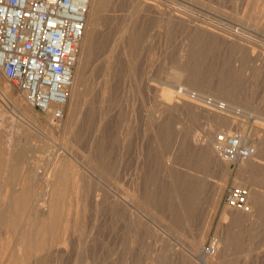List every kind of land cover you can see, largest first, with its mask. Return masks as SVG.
<instances>
[{
  "label": "rangeland",
  "instance_id": "1",
  "mask_svg": "<svg viewBox=\"0 0 264 264\" xmlns=\"http://www.w3.org/2000/svg\"><path fill=\"white\" fill-rule=\"evenodd\" d=\"M91 1L75 90L60 124L33 109L0 73V264H206L207 259L264 264V165L239 175L242 165L234 167L201 148L209 125L237 135L252 133V139L258 130L264 133V0ZM113 43L117 60L103 89V55ZM176 71L185 78L173 91L184 87L226 103L229 110L212 111L178 100L175 93L174 107L166 110L162 92L172 89L169 78ZM56 169L59 190L57 183L50 185L58 178ZM232 187L249 190V212L226 207ZM252 196L259 198L255 206ZM52 201L61 214L55 235L69 213L71 239L65 234L59 246L69 243L68 248L59 256L54 253L58 245L41 253L38 248L42 256L37 259L38 246L28 237L40 241L37 226L44 221L35 210ZM213 239L220 247L210 258L203 249Z\"/></svg>",
  "mask_w": 264,
  "mask_h": 264
},
{
  "label": "built area",
  "instance_id": "2",
  "mask_svg": "<svg viewBox=\"0 0 264 264\" xmlns=\"http://www.w3.org/2000/svg\"><path fill=\"white\" fill-rule=\"evenodd\" d=\"M90 4L91 0H0V73L33 109L54 124L65 118ZM175 94L212 111L229 110L226 103L184 87ZM214 150L234 167L258 153L255 146L230 132L215 136ZM249 196L247 188L232 187L225 205L249 212ZM219 247V240L213 239L203 253L215 257Z\"/></svg>",
  "mask_w": 264,
  "mask_h": 264
},
{
  "label": "bare ground",
  "instance_id": "3",
  "mask_svg": "<svg viewBox=\"0 0 264 264\" xmlns=\"http://www.w3.org/2000/svg\"><path fill=\"white\" fill-rule=\"evenodd\" d=\"M139 1V0H138ZM257 1H259V0H257ZM261 1V0H260ZM260 1L259 2H257V3H259L260 4ZM133 2H134V0H133ZM136 2H137V0H136ZM142 2V1H141ZM156 2H159V1H156ZM92 1H91V4H90V7L91 6H93L92 5ZM129 3V2H128ZM161 3V2H160ZM172 3V6H173V2H171ZM136 4H138V2L136 3ZM163 3H161V5H162ZM164 4H166V3H164ZM168 4H170V3H168ZM259 4H257L258 6H259ZM262 5H263V3H261ZM129 5V4H128ZM146 5H147V3H146ZM151 5V4H150ZM188 5V4H187ZM261 5V7L263 8V6ZM138 6V5H137ZM145 6V5H144ZM149 6V5H148ZM147 6V7H148ZM154 6V5H153ZM160 6V5H159ZM168 5H166V7H167ZM171 6V5H170ZM171 6V7H172ZM190 6V5H189ZM257 7V6H256ZM261 7H259V10H260V8ZM149 8V7H148ZM151 8V7H150ZM154 8H157V7H154ZM153 8V9H154ZM168 8H170V7H168ZM167 8V9H168ZM164 9V8H163ZM167 9H165L166 11H167ZM170 9H172V8H170ZM185 9V8H184ZM258 9V8H257ZM175 10V9H174ZM178 10V9H177ZM258 10V11H259ZM262 10H264V8L262 9ZM164 11V10H163ZM187 11V10H186ZM191 11V10H190ZM261 11V10H260ZM124 12V11H123ZM168 12V11H167ZM174 11H172L171 13H173ZM262 12V11H261ZM264 12V11H263ZM171 13H169V14H171ZM181 13H183V12H181ZM259 13V12H258ZM257 13V14H258ZM184 14H186V13H184ZM261 14V13H260ZM187 15H189V13L187 14ZM127 16V15H126ZM172 16H174V15H172ZM180 16H182L181 14H180ZM252 16V15H251ZM163 17V16H162ZM175 17V16H174ZM189 17V16H188ZM191 17V16H190ZM257 17H259V16H257ZM126 18V17H125ZM166 18H170L171 19V17H166ZM176 18V17H175ZM254 19H255V16L253 17ZM129 19V18H128ZM183 19V18H182ZM168 20V19H167ZM191 20V19H190ZM189 20V21H190ZM196 20V19H195ZM160 21V20H159ZM169 21V20H168ZM173 21V20H172ZM187 21V20H186ZM129 22V21H128ZM131 22V21H130ZM161 22V21H160ZM177 22H180V20L179 21H177ZM183 22H184V20H183ZM194 22V21H193ZM88 23H89V17H88V21H87V25H88ZM167 23V22H166ZM188 23V22H187ZM195 23V22H194ZM203 23V22H202ZM254 23V22H253ZM256 23V22H255ZM258 23V22H257ZM191 24V23H190ZM197 24V23H196ZM203 24H205V23H203ZM192 25V24H191ZM194 25V24H193ZM209 25V24H208ZM124 27V26H123ZM123 27L122 28H120V31L123 29ZM130 27V26H129ZM131 28V27H130ZM163 28V27H162ZM200 28V27H199ZM125 29V28H124ZM193 29V28H192ZM194 29H195V27H194ZM116 30V29H115ZM127 30H129V29H126V33H128L127 32ZM184 30V29H183ZM207 30V29H206ZM189 31V30H188ZM202 31V30H201ZM209 32H210V30H208ZM119 32V31H118ZM137 32H138V30H137ZM193 32V31H192ZM117 33V32H116ZM166 33V32H165ZM119 34V33H118ZM122 34H123V32H122ZM193 34V33H192ZM124 35V34H123ZM188 35V34H187ZM114 36H116V35H114ZM125 36V35H124ZM117 37H121L120 35L118 36L117 35ZM127 37V36H126ZM139 37V36H138ZM176 37V36H175ZM122 39H123V37H122ZM126 39V38H125ZM191 39V38H190ZM189 39V40H190ZM204 39V38H203ZM85 40V39H84ZM112 40H113V37H112V39H111V42H112ZM181 40V39H180ZM125 41V40H124ZM121 42H123V41H121ZM110 43V42H109ZM120 43V42H119ZM125 43V42H124ZM127 43V42H126ZM138 43V42H137ZM123 44V43H122ZM182 44V43H181ZM184 44V43H183ZM116 45L117 44H110V46L109 47H107L106 48V50H105V53H104V55H103V72H102V78H101V80L102 81H100L101 83V88H105V85L107 84L106 83V75L109 73V72H112V69H113V66H114V61L115 60H117V59H115L116 58ZM104 46H105V44H104ZM119 46H120V44H119ZM125 46V45H124ZM191 46V45H190ZM201 46V45H200ZM203 46V45H202ZM105 48V47H104ZM120 48V47H119ZM122 48V47H121ZM120 48V49H121ZM203 48V47H202ZM137 49V48H136ZM135 49V50H136ZM183 49V48H182ZM194 49V48H193ZM201 49V48H200ZM189 50V49H188ZM183 51V50H182ZM206 51V50H205ZM102 52V51H101ZM130 52V51H129ZM120 54H121V52H120ZM118 55V54H117ZM192 55V54H191ZM82 56V55H81ZM102 56V55H101ZM119 56H121V55H119ZM183 56V55H182ZM185 56V55H184ZM204 56V55H203ZM207 56V55H206ZM118 57V56H117ZM120 58V57H119ZM124 59H125V57H124ZM124 63V62H123ZM186 63V62H185ZM192 63V62H191ZM117 64H118V61H117ZM182 64V63H181ZM193 64V63H192ZM186 65V64H185ZM182 67V66H181ZM224 67V66H223ZM205 68H206V66H205ZM211 68H212V66H211ZM115 70H116V68L114 69V72H115ZM182 70V69H181ZM201 70V69H200ZM205 70V69H204ZM175 71V70H174ZM215 70H213V72H214ZM177 73H175V72H173L174 74L172 75L173 77H171V78H169L170 80H172L171 82L173 83V84H171V82H170V84L172 85V89L170 88V89H164L163 90V92H162V103H163V105H164V108L166 109V110H171L172 109V107H174V106H172V96H173V94L175 93V91H173L174 90V88L175 87H179L181 84H182V82H181V80H182V78H183V75H182V72L181 73H178V71H176ZM180 72V71H179ZM210 72V71H209ZM216 72V71H215ZM230 72V71H229ZM96 73V72H95ZM120 73V72H119ZM185 73H187V72H185ZM218 73V72H217ZM195 74V73H194ZM111 75V74H110ZM171 75V74H170ZM216 75V74H215ZM225 75H226V73H225ZM233 75V74H232ZM96 76H97V74H96ZM111 76H113V75H111ZM110 76V77H111ZM191 76V75H190ZM208 76V75H207ZM220 76V75H219ZM229 76V75H228ZM77 77L78 76H76V74H74V87H75V85H76V81H77ZM101 77V76H100ZM194 77V76H193ZM233 77V76H232ZM99 78V77H98ZM113 78V77H112ZM111 78V79H112ZM166 78V77H165ZM185 78V77H184ZM183 78V79H184ZM100 79V78H99ZM208 79H209V77H208ZM192 80H193V78H192ZM111 81V80H110ZM232 81V80H231ZM99 82V81H98ZM149 82V81H148ZM169 82V81H168ZM223 82V81H222ZM120 83V82H119ZM202 83V82H201ZM190 84H191V82H190ZM223 84V83H222ZM229 84V83H228ZM97 85H98V83H97ZM200 85H202V84H200ZM99 86V85H98ZM98 86H97V88H98ZM150 86V85H149ZM73 87V89L75 90V88ZM203 87V86H202ZM96 88V89H97ZM201 88V87H200ZM227 88V87H226ZM121 89V88H120ZM206 89V88H205ZM229 89V88H228ZM237 89H238V87H237ZM107 90V89H106ZM223 90H225L224 88H223ZM103 91H105V90H103ZM102 91V92H103ZM115 91V90H114ZM162 91V90H161ZM100 92H101V89H100ZM108 92V91H107ZM117 93V92H116ZM117 94H119V93H117ZM102 95V94H101ZM108 96V95H107ZM117 96V95H116ZM119 96V95H118ZM174 97V96H173ZM175 98V97H174ZM179 100V99H178ZM100 101V100H99ZM109 101V100H108ZM182 101V100H181ZM92 102V101H91ZM116 102H118L117 100H116ZM100 103V102H99ZM177 104V103H176ZM186 104V103H185ZM85 105V104H84ZM173 105H175L174 103H173ZM15 107H17V105L15 104L14 105ZM92 106V105H91ZM14 107V108H15ZM98 107V106H97ZM96 107V108H97ZM178 107V106H177ZM182 107H183V105H182ZM230 107V106H229ZM228 107V108H229ZM179 108V107H178ZM177 108V109H178ZM99 109V108H98ZM88 112V111H87ZM92 113V112H91ZM179 113V112H178ZM88 114H90V113H88ZM153 114H154V112H153ZM104 115V114H103ZM89 116V115H88ZM233 117V116H232ZM87 118V117H86ZM103 118V117H102ZM162 118V117H161ZM168 118V117H167ZM219 119V118H218ZM89 120V119H88ZM106 120V119H105ZM164 121V120H163ZM236 121V120H235ZM90 122V121H89ZM108 122V121H107ZM218 122V121H217ZM216 122V123H217ZM237 122V121H236ZM232 123H234V122H232ZM99 124V123H98ZM104 124V123H103ZM102 124V125H103ZM210 124V123H209ZM214 125V124H213ZM92 126V125H91ZM101 126V125H100ZM108 127V126H107ZM242 127V126H241ZM100 128V130H101V127H99ZM98 128V129H99ZM102 128H103V126H102ZM97 129V130H98ZM105 129H107V128H105ZM85 130V129H84ZM96 129H95V131H96V133L97 132H99V131H97ZM119 130V129H118ZM217 131H220V132H230V131H227V129H224L223 127H221V128H216V126L214 127V126H212V125H209V127L207 128V129H205L204 130V135H202V143H201V148H202V150L203 151H205V150H211V153L213 154V156L214 155H216L217 156V154H216V152H215V150H214V138H215V133L217 132ZM86 132V131H85ZM104 132V131H103ZM244 132V131H243ZM253 132V131H252ZM80 133V132H79ZM95 133V132H94ZM256 133V137H254V139H252L251 138V136H253V134L251 135V134H247V133H242L241 135H240V137L242 138V141H243V143H245V144H247V145H253V146H255L256 148H257V155L255 156V158H253L252 160H250V161H248V163L247 162H244V163H242V164H240V165H242V166H240L241 168L239 169V171H238V174L239 175H246V174H249L250 172H251V170L253 169V167L256 165V164H259V165H264V133L263 134H259V130H258V132H255ZM83 134V133H82ZM103 134V133H102ZM106 134V133H105ZM77 135V134H76ZM87 134H85L84 136H86ZM95 135H98V133L97 134H95ZM80 136V135H79ZM78 136V137H79ZM83 136V137H84ZM94 137V136H93ZM90 138V137H89ZM91 139V138H90ZM201 139V138H200ZM79 140V139H78ZM250 142H249V141ZM125 141V140H124ZM111 142V141H110ZM122 143V142H121ZM107 144V143H106ZM124 144V143H123ZM85 145V144H84ZM108 145V144H107ZM212 145H213V149H212ZM87 146V145H86ZM122 146V145H121ZM199 146V145H198ZM124 147V146H123ZM13 148V147H12ZM98 148V147H97ZM86 149V148H85ZM11 150V149H10ZM84 150V149H83ZM129 151H131V150H129ZM125 152H127V151H125ZM11 154V153H10ZM106 154V153H105ZM204 154H205V152H204ZM107 155V154H106ZM128 155V154H127ZM90 158V157H89ZM104 158V157H103ZM4 159V158H3ZM139 159V158H138ZM33 160V159H32ZM99 160V159H98ZM122 160V159H121ZM140 160V159H139ZM217 160V159H216ZM90 161V160H89ZM215 161V160H214ZM25 162V161H24ZM129 162V161H128ZM170 163V162H169ZM246 163V164H245ZM22 164V163H21ZM26 164V163H25ZM89 164V163H88ZM174 164V163H173ZM23 165V164H22ZM33 165V164H32ZM67 165V164H66ZM8 166V165H7ZM10 167V166H9ZM69 168V167H68ZM123 168H125V167H123ZM59 169H60V167H59ZM76 169V168H75ZM57 170V169H56ZM55 170V171H56ZM62 170V169H61ZM65 170H66V168H65ZM96 170V169H95ZM144 170V169H143ZM60 171V170H59ZM64 171V170H63ZM57 172H58V170L56 171V174H57ZM129 172V171H128ZM60 173V172H59ZM61 173H63V172H61ZM60 173V174H61ZM71 173V172H70ZM140 173V172H139ZM55 174V173H54ZM55 174V175H56ZM91 174V173H90ZM118 174H120V173H118ZM9 175V174H8ZM64 175V174H63ZM62 175V176H63ZM65 175H68L67 174V172H66V174ZM54 176V175H53ZM52 176V177H53ZM76 176V175H75ZM122 176V175H121ZM142 176V175H141ZM57 177H58V174H57ZM67 177V176H66ZM77 177V176H76ZM104 177V176H103ZM56 178V177H55ZM53 178V180L51 179V181H50V185L54 188V186H55V184L57 183V185L55 186V188H56V190H57V188H58V190H59V185H60V187H61V184H62V179L60 178V176L58 177V178ZM75 178V177H74ZM83 178V177H82ZM247 178H249L248 176H247ZM102 179V178H101ZM243 180V179H242ZM69 181H70V178H69ZM69 181H67L68 182V184H69ZM75 181V180H74ZM74 181L72 180V182L74 183ZM77 181V180H76ZM118 181V180H117ZM143 181V180H142ZM224 181V180H223ZM238 181V180H237ZM58 183H60L59 185H58ZM65 183V182H64ZM71 183V182H70ZM77 183H78V181H77ZM76 183V184H77ZM116 183V182H115ZM141 183V182H140ZM241 183V182H240ZM76 184L74 185L75 186V190H76V187H77V190H78V186H76ZM221 184V183H220ZM219 184V185H220ZM223 184V183H222ZM86 185V184H85ZM218 185V186H219ZM224 185V184H223ZM243 185V184H242ZM246 185V184H245ZM64 186H65V184H64ZM69 186V185H68ZM81 186V185H80ZM244 186V185H243ZM73 187V186H72ZM72 187H70V188H72ZM90 187V186H89ZM48 188H49V186H48ZM69 188V187H68ZM143 188V187H142ZM220 188H221V186H220ZM79 189H80V187H79ZM82 189V188H81ZM49 190V189H48ZM56 190H55V197L57 198V193H56ZM61 190V189H60ZM67 190H69V189H67ZM66 190V191H67ZM74 190V189H73ZM83 190V189H82ZM52 191V190H51ZM51 191H49L50 193H51ZM79 191V190H78ZM69 192V191H68ZM77 192V191H76ZM81 192V191H80ZM80 192H79V194H80ZM217 192V191H216ZM53 193V192H52ZM53 193V194H54ZM116 193V192H115ZM76 194V196L78 195V193H75ZM119 194V193H118ZM145 194V193H144ZM66 196V198H67V192H66V194H65ZM74 195V194H73ZM91 195V194H90ZM97 195V194H96ZM99 195V197H100V194H98ZM119 195H121V194H119ZM131 195V194H130ZM49 196H51V194L49 195ZM70 196H72L71 194H70ZM59 197V196H58ZM65 197H64V199H65ZM98 197V198H99ZM101 197H103V196H101ZM120 197V196H119ZM125 197V196H124ZM134 197H136V196H134ZM43 198V197H42ZM53 198V197H52ZM77 198V197H76ZM118 198V197H117ZM130 199H131V197H129ZM138 198V197H137ZM251 198V200L253 201V199H254V206L255 205H257V201H258V197H250ZM44 199V198H43ZM48 199V198H47ZM59 199V198H58ZM72 199V198H71ZM119 199H121V198H119ZM128 199V198H127ZM46 200V199H45ZM49 200H50V198H49ZM74 200V199H73ZM94 200H96L95 198H94ZM116 200V199H115ZM118 200V199H117ZM122 200V199H121ZM125 200H126V198H125ZM129 200V199H128ZM132 200V199H131ZM130 200V202H132ZM137 200V199H136ZM215 200V199H214ZM39 201V200H38ZM37 201V202H38ZM42 201V200H41ZM44 201V200H43ZM53 201L55 202V199H53ZM52 201V202H53ZM58 201V200H57ZM56 201V202H57ZM64 201V200H63ZM90 201V200H89ZM16 201H14V203H15ZM18 202V204H19V201H17ZM36 201H35V203H37ZM51 202V204H53L52 206H49L48 208H47V206H42L41 207V209H38V210H35L36 212H37V215H38V217H39V219L41 218V220H42V218H43V223L42 224H40V225H38L37 227H38V233L36 234L38 237H40V241H38V242H36V243H34L35 242V240H34V242H33V239L31 238V236H29L28 237V239H29V241H30V244H36L38 247H37V252H38V248H39V252L42 250V248L45 250L46 248V246L47 245H52L53 246V244L54 245H63V244H61L62 243V240L63 239H65L64 238V236H65V234H66V237H67V234L68 233H66L67 231H68V224L70 225V223H72L71 222V220H70V223H69V218L71 217L70 215H72V214H69L68 212V215H69V218L67 217L68 215H66V217H65V219H64V222H65V224H64V226L62 227L63 228V230L61 231V234L58 236H56L55 235V232L61 227H59L58 225H60V220H61V217H60V215H59V207H58V204L56 205L54 202L52 203ZM66 202V201H65ZM69 202V201H68ZM82 202V200L80 201V203ZM84 202V201H83ZM88 202V201H87ZM122 202V201H121ZM121 202H120V204H121ZM125 202H128V201H125ZM135 202V201H134ZM40 203V202H39ZM44 203V202H43ZM46 203H47V200H46V202H45V205H46ZM50 203V202H49ZM58 203V202H57ZM63 203V205L65 204L64 202H62ZM70 203H71V201H70ZM78 203H79V200H78ZM100 203V202H99ZM123 203V202H122ZM18 204H17V206H18ZM24 204V203H23ZM31 204H32V202H31ZM68 204V203H67ZM72 205L71 206H73V203H71ZM84 204V203H83ZM89 204V203H88ZM96 204H98V203H96ZM118 204V203H117ZM124 204V203H123ZM122 204V205H123ZM128 204H129V202H128ZM16 205V204H15ZM76 205H78L79 206V204H76ZM113 205V204H112ZM122 205H120L121 207H122ZM124 205H126V203L124 204ZM123 205V206H124ZM133 205V204H132ZM36 206V205H35ZM67 206H70V205H67ZM78 206L76 207L77 209H78ZM80 206H81V204H80ZM83 206V205H82ZM85 206H86V204H85ZM91 206V205H90ZM119 206V205H118ZM31 207V206H30ZM29 207V208H30ZM65 207V206H64ZM126 207V206H125ZM130 207V206H129ZM134 207V206H133ZM3 208V207H2ZM15 208H17V207H15ZM34 208V207H33ZM36 208H37V206H36ZM70 208V207H69ZM80 208V207H79ZM127 208V207H126ZM132 208V207H131ZM174 208V207H173ZM64 209V208H63ZM71 210H72V208H70ZM70 209H67L66 208V210H70ZM82 209V208H81ZM88 210V209H87ZM127 210H130V209H127ZM175 210V209H174ZM16 211H17V209H16ZM32 211H34L33 209H32ZM131 211V210H130ZM255 211V210H254ZM10 212V211H9ZM31 212V211H30ZM69 212H72V211H69ZM74 212V211H73ZM72 212V213H73ZM12 213V212H11ZM25 213H26V209H25ZM33 213V212H32ZM63 213H64V211H63ZM63 213H62V215H63ZM65 213H66V211H65ZM78 213V212H77ZM76 213V214H77ZM139 213V212H138ZM255 213V212H254ZM24 214V213H23ZM74 214V213H73ZM78 214H80V213H78ZM119 214V213H118ZM32 215H34V213L32 214ZM36 215V214H35ZM143 215V214H142ZM65 216V215H64ZM64 216H62V217H64ZM74 216V215H73ZM72 216V217H73ZM75 216H77V215H75ZM74 216V217H75ZM80 216V215H79ZM136 216V215H135ZM248 216H250V215H248ZM10 217V216H9ZM31 217V216H30ZM29 217V218H30ZM37 216H35V218H36ZM48 217V218H47ZM234 217V216H233ZM35 218H34V220H35ZM48 219V222H45V219ZM79 218V217H78ZM78 218H77V220H78ZM227 218H230V217H226V219ZM239 218V217H238ZM237 218V219H238ZM251 218L252 217H250V221H251ZM25 219V218H24ZM33 219V218H32ZM235 221H236V219L235 218H233ZM244 219V218H243ZM9 220V219H8ZM7 220V223L9 222ZM36 220H37V218H36ZM242 220V219H241ZM22 221H23V219H22ZM63 221V220H62ZM80 221V220H79ZM247 221V220H246ZM2 222V221H1ZM29 222V221H28ZM32 222V221H31ZM30 222V223H31ZM74 222V221H73ZM78 222V221H77ZM25 223V222H24ZM79 223V222H78ZM249 223V222H248ZM38 224V223H37ZM63 224V223H62ZM136 224V223H135ZM251 224V223H250ZM8 225V224H7ZM22 225V224H21ZM26 225H27V221H26ZM76 225V224H75ZM84 225V224H83ZM87 225V224H86ZM73 226V225H72ZM82 226V225H81ZM141 226V225H140ZM25 227H27V226H24L23 228H25ZM30 227V226H29ZM35 227V226H34ZM36 227V228H37ZM70 227H71V225H70ZM77 227V225L76 226H74V228H76ZM80 227V226H79ZM135 227H136V225H135ZM21 228H22V226H21ZM22 228V229H23ZM33 228V227H32ZM86 228V227H85ZM30 229H31V227H30ZM61 229H59V231H60ZM69 230H70V228H69ZM72 230H74L73 229V227H72ZM80 230V229H79ZM78 230V231H79ZM142 230H143V228H142ZM23 231V230H22ZM25 231H27V229L25 230ZM76 231V230H75ZM74 231V233L76 234V232ZM84 231V230H83ZM71 232V231H70ZM70 232H69V235H70ZM35 233H36V230H35ZM73 233V234H74ZM79 233V232H78ZM78 233H77V236H78ZM23 234V233H22ZM25 234H27L26 232H25ZM35 235V234H34ZM47 235H49V236H51V238L47 241L46 240V236ZM68 235V236H69ZM21 236V235H20ZM71 236V235H70ZM25 237H27V235L25 236ZM48 237V236H47ZM72 237H73V235H72ZM19 238V237H18ZM45 238V239H44ZM68 238V237H67ZM70 238V237H69ZM68 238V239H69ZM77 238V237H76ZM75 238V239H76ZM71 239V238H70ZM66 240V239H65ZM74 240V239H73ZM24 241H26L25 239H24ZM74 241H76V240H74ZM21 242V241H20ZM68 242V241H67ZM124 242V241H123ZM72 243V242H71ZM70 243V245H72ZM223 243V242H222ZM20 244V243H19ZM69 244V243H68ZM68 244H66L65 246L68 248ZM123 244V243H122ZM229 244V243H228ZM27 245V244H26ZM22 246V245H21ZM21 246H19V247H21ZM64 246V247H65ZM3 247V246H2ZM5 247V246H4ZM7 247V246H6ZM5 247V248H6ZM24 247V246H23ZM34 247V246H33ZM48 247V246H47ZM55 247V246H54ZM64 247H62V246H59L58 248H57V252L55 251H52V252H54L55 253V255L57 254L58 255V253L60 254V252L61 251H63V250H61L60 252H59V250L60 249H64ZM71 247V246H70ZM70 247H69V249H70ZM50 248H51V246H50ZM199 248V247H198ZM225 248H228V247H225ZM4 249V248H3ZM23 249V248H22ZM21 249V250H22ZM35 249V248H34ZM33 249V250H34ZM41 249V250H40ZM52 249V248H51ZM55 249V248H54ZM47 250V249H46ZM53 250V249H52ZM68 250V249H67ZM72 250V249H71ZM222 250V249H221ZM23 251V250H22ZM26 251V250H25ZM43 251V250H42ZM41 251V252H42ZM229 251V250H228ZM36 253L35 255H33V256H36V258H37V254H40V253ZM46 252H48V251H46ZM64 252H66V251H64ZM68 252V251H67ZM220 252H222V251H220ZM21 253V252H20ZM19 253V254H20ZM34 253H35V251H34ZM45 253V252H44ZM197 253V252H196ZM47 254L48 253H46L45 255H46V257H48L47 256ZM52 254V253H51ZM66 254V253H65ZM65 254H63V256L65 255ZM22 255H23V253H22ZM27 255V254H26ZM41 255V254H40ZM56 255V256H57ZM61 255V254H60ZM30 256V255H29ZM42 256V255H41ZM44 256V255H43ZM51 256H54V254L53 255H51ZM59 256V255H58ZM223 256H224V254H223ZM21 258H23L22 256H20ZM225 257V256H224ZM33 258H35V257H33ZM43 257H41V259H42ZM210 258H214V257H210ZM222 258V257H221ZM38 259V258H37ZM39 260H40V257H39ZM38 260V261H39ZM44 260V259H43ZM217 260V259H216ZM26 261V260H25ZM37 261V260H36ZM42 261V260H41ZM206 264H217V262L215 261V260H211V259H207L206 261ZM219 262V261H218ZM19 264V263H18ZM38 264H40V263H38Z\"/></svg>",
  "mask_w": 264,
  "mask_h": 264
}]
</instances>
